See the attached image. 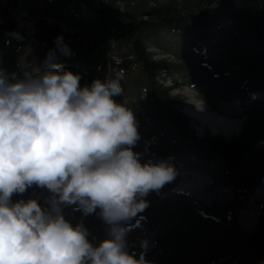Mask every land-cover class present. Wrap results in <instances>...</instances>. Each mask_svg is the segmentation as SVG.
<instances>
[{
    "label": "rangeland",
    "instance_id": "rangeland-1",
    "mask_svg": "<svg viewBox=\"0 0 264 264\" xmlns=\"http://www.w3.org/2000/svg\"><path fill=\"white\" fill-rule=\"evenodd\" d=\"M68 1L70 0H0V14L7 4L10 12L7 20L0 15L1 27H6L11 18L18 26L17 30L12 31L0 28V70L5 75L10 77L15 73L20 77L24 74V69L19 64L21 57L42 71L48 65L49 53H52L53 62L61 63L67 70L80 75L81 86L90 85L96 78L107 79L97 74L98 60H93L94 64L75 62V59L59 53L58 49H43L37 44L38 40H33L36 16L40 17L45 12L51 15L50 18L53 16L49 20L50 24H58L61 32L71 29L70 33L73 35L76 32L74 29L78 30L79 25L85 27L83 20H99L102 15L101 6L110 17L113 18L118 13L121 22L131 23L144 18L148 11L193 13L213 0H131L128 4L127 0H81L86 6L68 5ZM93 14L99 16L95 17ZM106 22L109 23L110 19L107 18ZM19 29H24L25 34ZM60 30H56L53 37L62 36ZM236 36L228 22H222L220 31H214L210 39L198 45L190 44L187 39L179 38L176 34H157L146 42V47L152 59L165 61L169 65V71L157 73L151 83L139 63L135 62L128 73H123L120 81L123 95L116 97V100H127L128 106L135 113L140 140L133 151L140 153L141 162L168 160L180 174L182 183H193L192 187L197 185L199 172H204L206 175L201 177L202 180L206 185L211 182L210 188L218 194V199H222L221 195L228 197L222 203L208 198L198 199L191 195L192 189L187 187L182 191L175 190L167 183L158 191L149 193L145 197L149 202L148 207L126 225L129 228L126 240L128 251L135 252L137 258L144 251L140 243L146 240L148 247L145 259L152 260L151 264H264V249L257 246V241L251 240L264 241V198L256 200L254 189L246 188V184L238 186L235 183L233 172L216 156V145L205 146L210 140L215 142L216 138L198 130L200 120L187 114L192 102L198 101L209 110L228 115L231 112L228 102L239 104V98H248L253 90L264 93V75L259 74L258 78H253V68H249V64L257 65L264 53V46L258 47L237 39ZM93 37L94 34L87 32L86 35L84 32L83 37H67V41H63L71 45L69 48L72 56H75L76 51H87L92 59L97 58L99 51L110 57L114 54V40L106 38L100 45L103 37L98 38L97 42L93 41ZM96 47L100 49L93 53L92 48ZM240 105L247 117L243 129L250 126L256 133H247L252 141V148L248 159L238 167L237 173L242 181L255 178L256 186L264 181V100L246 105L241 102ZM179 116L185 129L174 121ZM156 154L164 157L160 158ZM183 170H188V176L183 175ZM177 180L180 187V181L178 178ZM48 195L47 189L33 186L22 195H14L12 199L16 201L41 197L39 203L45 206ZM246 211L254 214L255 219L252 225L250 223L245 226L247 230L240 219L241 215H246ZM63 214L73 225L82 221L88 229V239L93 244L107 236V225L97 214L83 216L80 211H74L73 207H63ZM211 251L231 253L204 263L196 261L203 256L208 258L207 253Z\"/></svg>",
    "mask_w": 264,
    "mask_h": 264
},
{
    "label": "clouds",
    "instance_id": "clouds-1",
    "mask_svg": "<svg viewBox=\"0 0 264 264\" xmlns=\"http://www.w3.org/2000/svg\"><path fill=\"white\" fill-rule=\"evenodd\" d=\"M54 43L72 54L62 36ZM52 55L42 71L24 57L22 77L0 71V264H149L146 240L139 258L128 251L126 225L176 170L168 160L141 162L133 151L138 122L128 101L116 100L122 71L81 86L80 75ZM33 186L47 189L45 206L13 201ZM63 207L97 214L107 236L93 244Z\"/></svg>",
    "mask_w": 264,
    "mask_h": 264
},
{
    "label": "trees",
    "instance_id": "trees-1",
    "mask_svg": "<svg viewBox=\"0 0 264 264\" xmlns=\"http://www.w3.org/2000/svg\"><path fill=\"white\" fill-rule=\"evenodd\" d=\"M130 2L132 1L127 0V3ZM101 9L103 19L101 15L99 20H83L85 27L82 28L79 25L78 30L74 29L76 32L73 35L68 32H61L58 24H50L43 19V17L47 15L46 12L45 14H40V17L36 16L37 22L34 23L35 33L33 34V40H38L39 43L37 44L43 49L50 47V50L57 49V46L54 43L55 37H53V33L55 34L56 30H60L64 37L63 39L66 41L67 37H83L84 32H86V35L87 32L94 34L95 37H93V41L95 42H97L98 38L101 39L100 37H103L100 45L104 43L106 38H109V40L115 41L114 54H111V57L99 51L100 47L92 48L93 53L99 51V54L95 59H92L90 56L91 54L87 51H76V57L72 55H68V57L91 64H94V61L98 60L97 74L102 75L104 78L113 77L116 73L121 71L126 74L132 69L134 66L133 64L137 62L141 66L142 71L148 76L147 79L151 83H153L154 75L169 71V65L166 64L165 61L152 59L151 54L147 51L146 42L151 38H155V35L157 34H176L179 38L187 39L190 44L198 45L199 43L210 39V36L214 31H220V24L222 22L228 21L230 22L231 31L237 35V39L258 47L262 46L264 34V0H213L201 10L185 14H176L171 10L156 13L148 11L145 13V16L148 18L136 20L132 25L127 27L121 26L118 23L116 20V14L115 17L112 18L102 6ZM0 15L3 19L7 20L9 18L10 12L8 4L4 6ZM52 18L53 16L51 19ZM107 18L110 19L109 23L106 22ZM40 21L41 25H39ZM16 24L17 23L11 18L9 23L6 24V27H1L2 25H0V28H7L5 31H12L13 29L17 30L18 26H16ZM85 28H87V30ZM18 31L25 34L24 29H19ZM219 43L220 42H218V44ZM66 45L68 47L71 46L70 44ZM249 68H253L251 72L253 78H258L259 74L264 75V55L262 54L260 56L257 65L254 66V64H249ZM174 121L176 124H179L180 128H186L182 123L180 116L177 121L175 119ZM243 130L245 131H243L241 135L231 141L216 138L215 142L210 140L205 146L207 148L216 145V156L224 162L228 170L233 172L235 183L238 186L246 184V188L251 189L256 179L250 178L249 181H242V177L238 175L237 169L248 159L250 155L249 151L252 148V141L249 139L247 133L255 134L256 132L253 131L250 126ZM251 240L255 242L257 241L259 244L257 246L264 249L263 240L253 238H251ZM207 254L209 255L208 258L205 259L203 256L196 261L198 263H204L216 259L226 253L223 251H211Z\"/></svg>",
    "mask_w": 264,
    "mask_h": 264
},
{
    "label": "bare ground",
    "instance_id": "bare-ground-1",
    "mask_svg": "<svg viewBox=\"0 0 264 264\" xmlns=\"http://www.w3.org/2000/svg\"><path fill=\"white\" fill-rule=\"evenodd\" d=\"M211 111L204 107L201 102L193 101L192 106H189L187 109V114L191 117L199 119L201 121H206L208 124L212 125L214 129H217V123L220 121H233L234 127H239L240 123L237 120H230L228 118H221V115L211 114ZM255 222L254 214H253V223Z\"/></svg>",
    "mask_w": 264,
    "mask_h": 264
}]
</instances>
